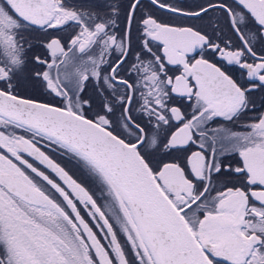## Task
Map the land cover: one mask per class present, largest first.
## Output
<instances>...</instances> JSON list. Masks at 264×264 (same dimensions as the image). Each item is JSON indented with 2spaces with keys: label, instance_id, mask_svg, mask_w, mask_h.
I'll list each match as a JSON object with an SVG mask.
<instances>
[{
  "label": "snow or ice",
  "instance_id": "1",
  "mask_svg": "<svg viewBox=\"0 0 264 264\" xmlns=\"http://www.w3.org/2000/svg\"><path fill=\"white\" fill-rule=\"evenodd\" d=\"M257 88L264 0H0V264H264Z\"/></svg>",
  "mask_w": 264,
  "mask_h": 264
},
{
  "label": "flooded vegetation",
  "instance_id": "2",
  "mask_svg": "<svg viewBox=\"0 0 264 264\" xmlns=\"http://www.w3.org/2000/svg\"><path fill=\"white\" fill-rule=\"evenodd\" d=\"M105 2L106 3H112V2H114V0H105ZM118 2L123 3V4H127L128 0H118ZM173 2L191 4L194 2V0H173ZM144 3H145V5H147L148 0H144ZM143 11H145V12L152 11V9L145 7ZM158 15L161 17L167 16V14L163 11H159ZM212 15H215V14H212ZM121 26H123V25H121ZM78 30L79 29L75 25H72L71 27H65L62 31L56 30L55 32H53V34L54 35H60L63 37H67L70 34H75V32ZM49 31H51V30H49ZM225 32H228L226 27H225ZM137 35H139V33H136V32L133 33V44H134V46H136L139 43L136 40ZM32 36L34 37V39L32 41L34 46H33L32 50L28 53L29 58L31 59V57H33L35 55H39L42 58L47 59L48 54L46 53L45 49L43 47L39 46L41 43L46 41V33L44 31H36V32L32 33ZM225 38L226 39H232L234 41V43L238 44V41H236V38L230 32H228V34L225 36ZM153 43L155 44V43H159V42H153ZM137 50H138V48H137ZM153 50L156 51L155 48ZM212 59H213V62L218 63L219 66L225 67V70H228L229 74L233 75V78H237L239 76L240 72L242 71L238 66L225 65L218 58H212ZM132 62H135L134 59ZM29 67L31 68L33 66L30 64ZM166 69L168 71V75H170V76L179 75L180 72L182 71L181 66H178V65H167ZM127 75L128 74H125V78H127ZM131 75L134 78H138L135 73H131ZM146 92H147L146 88L138 87V90L135 93L133 104L131 106L133 109L134 118L142 117L144 120L148 119L147 115L145 113H143L142 111H140L141 105L143 104V101L141 99L140 94L141 93L146 94ZM93 94H94L93 90L90 87L87 90V95H93ZM250 98L253 101L254 106L251 108V110L243 113L238 120H235L233 122H226L222 118H217L216 122L214 124H212L211 126L216 127L219 124H223L225 127L231 128L235 131H244L245 130V128L243 127L244 125H247L248 123L254 122L256 117L260 116L261 114H264V89L257 88L256 90H254L253 92L250 93ZM49 99H51V97H49ZM96 100H97V103H94V105H93L94 109L96 107H98L99 97H97ZM173 100L177 101V103L183 102L185 105L188 103L187 101H184L182 98H178L176 96H173ZM117 115H119V112H117ZM191 150L196 151L197 147L195 145H193L191 147ZM238 159H239L238 156H236L234 154L232 156L228 157L229 162L236 161Z\"/></svg>",
  "mask_w": 264,
  "mask_h": 264
},
{
  "label": "trees",
  "instance_id": "3",
  "mask_svg": "<svg viewBox=\"0 0 264 264\" xmlns=\"http://www.w3.org/2000/svg\"><path fill=\"white\" fill-rule=\"evenodd\" d=\"M82 211H83V210H82ZM83 213H84V212H83ZM85 218H86V219H88V217H87V216H85ZM89 222L91 223V221H89Z\"/></svg>",
  "mask_w": 264,
  "mask_h": 264
}]
</instances>
